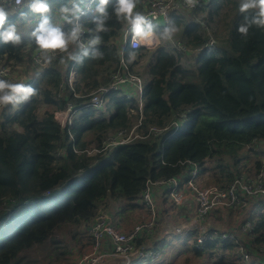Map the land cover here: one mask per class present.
<instances>
[{
    "label": "trees",
    "instance_id": "1",
    "mask_svg": "<svg viewBox=\"0 0 264 264\" xmlns=\"http://www.w3.org/2000/svg\"><path fill=\"white\" fill-rule=\"evenodd\" d=\"M88 1L77 0L82 8ZM27 2L23 0L19 8L0 3V7L12 11L8 20L16 21L21 36L18 44L0 43V68L9 66L13 72L9 77L11 82L23 80L25 83L29 79L27 84L36 90L27 101L6 105L2 111L5 113L0 115V264H18L23 252L52 241L63 227H87L100 209H108V200L125 201L134 211L147 182L177 177L184 171L182 162L201 164L214 160L218 171L210 175V179L214 180V185L221 186L229 185L236 174L251 172L250 163L255 171L260 168L258 150L264 145V28L252 25L247 35L237 32L245 15L238 11L240 0L201 2L189 14L173 15L177 42L188 52L195 53L193 65L180 64L182 52L176 54L158 47L149 53L143 79L140 130L164 127L174 113L184 111H189V123L168 139L150 137L119 146L108 158L88 155L85 151L100 148L109 133L135 126L138 121L136 101L114 92L107 97L103 110L78 109L85 105V96L107 85L118 70V44L112 41L121 42L126 23L111 16L106 21L105 32H84L82 39L86 44L93 35L102 38L99 44H87V55L70 61L69 54L77 57L80 48L69 45L38 72L30 32L39 22V14L29 12ZM64 2L66 0H48L47 15L67 29L70 26L60 21L57 11ZM146 3L147 0H136V10L143 9ZM95 5L96 1L92 13L80 17L89 29L94 28ZM107 7L111 12L112 0ZM21 10L27 13L23 18L18 16ZM210 38L215 42L213 48L207 46ZM94 49L102 56L94 58ZM124 52L129 69L138 76L133 66L148 51L125 48ZM28 61L32 64L28 76L18 75L16 69L27 68ZM17 64L21 66L17 68ZM72 64L76 65L74 91L67 88L58 96L62 71L68 72ZM67 103L78 112L71 126L63 128L54 114L65 110ZM41 106L52 109L40 114ZM15 107L18 110L11 112ZM88 137L90 140L86 142ZM246 148L254 157L242 156ZM192 236L193 243L177 253L179 257L183 252L184 256H193L183 264L195 260L202 264L204 258L211 261L210 264H235L232 263L236 261L233 244L212 239L198 248L195 246L197 233ZM252 237L254 250L250 246L248 252L256 258L258 248L264 247V216H259ZM252 237L244 240L241 236L240 240L248 246ZM147 240L149 238L143 234L134 246L143 249L142 243ZM86 241L88 247L89 238ZM158 244L152 247L160 248ZM221 251L226 257L218 256ZM155 262L159 261L148 264ZM254 262L257 261L251 264Z\"/></svg>",
    "mask_w": 264,
    "mask_h": 264
},
{
    "label": "built area",
    "instance_id": "2",
    "mask_svg": "<svg viewBox=\"0 0 264 264\" xmlns=\"http://www.w3.org/2000/svg\"><path fill=\"white\" fill-rule=\"evenodd\" d=\"M3 4L9 5L10 8H19L23 0H0ZM96 0H89L84 15L91 13V4ZM177 1V2H176ZM210 0H147L146 7L142 12L154 24L161 22L167 23L173 15L178 16L180 13L189 14L193 12L198 5ZM81 15L80 17L84 16ZM79 17V20H80ZM128 25L125 24L121 36L123 44L120 49V64L118 70L110 77V82L105 86H99L95 91L89 93L83 99L85 106L95 110H103L106 106L108 96L118 92L123 94L125 88H131L137 100V113L142 112L143 108V83L142 79L134 75L128 67L124 59L122 49L125 47L130 51H135L140 47L147 49L157 48L159 43L150 46L139 44L131 38L130 33L126 32ZM84 33L81 34V42H83ZM214 41L209 40L207 46L214 47ZM139 45V46H137ZM183 52H188L186 48L181 47ZM33 61L37 60V52L34 50ZM84 54L83 49H79L77 57ZM59 52L54 56L57 57ZM71 61V60H70ZM42 63V62H41ZM40 63V64H41ZM13 76V72L9 67L0 68V79H6ZM62 82L59 88L58 96H62L67 88L74 91V74L72 71H62ZM19 82H21L19 80ZM75 96H77L75 94ZM87 98V99H86ZM6 105H3V108ZM1 107V106H0ZM2 108V109H3ZM74 106L67 103L64 112L58 113L57 118L62 127H69L74 118ZM189 111L174 113L169 122L164 127H149L145 132L140 130V121L131 127L130 130H119L112 133L113 136L107 138L102 146L98 149L89 148L85 151L88 155L100 154L109 157L113 151L119 146L132 143L138 139L144 140L150 137L158 140L170 138L185 128L189 123ZM261 166L257 171L242 172L236 174L231 183L227 186L221 185H203V175L206 169V161L199 164L192 161L182 162L184 171L177 177L170 178L167 181H148L146 188L140 197V203L151 210V218L144 223L134 226L129 232L118 230L109 213L98 212L94 219L87 227L86 234L90 237V245L86 251L80 253L74 264H105L106 262L118 258L122 264H148L152 261H159L162 249H141L134 246L136 240L143 234L147 237L152 235L155 225L154 201L151 187L157 186L163 190V195L173 204L174 208L192 205L193 222L185 226H177L174 233L182 235L184 233L195 232V246L201 247L208 240L216 239L224 241L229 239V243L235 246L234 258L238 263L251 264L252 256L246 248V244L240 240L241 236L252 237L259 218L256 212L258 208L264 206V154L260 157ZM164 197V199H165ZM217 209L231 210L243 214L242 220L235 231H210L207 226V217L212 211ZM259 254L256 257H264V247L259 248ZM135 256L134 260L129 258Z\"/></svg>",
    "mask_w": 264,
    "mask_h": 264
},
{
    "label": "clouds",
    "instance_id": "3",
    "mask_svg": "<svg viewBox=\"0 0 264 264\" xmlns=\"http://www.w3.org/2000/svg\"><path fill=\"white\" fill-rule=\"evenodd\" d=\"M191 2L194 3L195 0H191ZM108 4L109 0H96L95 15L92 17L94 28L89 29L79 20L87 8H82L77 0H66L60 4L57 10L60 21L70 26L64 29L61 23L53 22L47 15L50 11L48 0H28L26 5L28 11L39 14V22L30 32L32 43L35 45L38 54L36 62L49 63L58 52H65L69 45L83 49L84 55H87L85 44L81 42V34L86 31L92 33L105 32L107 30L106 21L111 16H114L117 21L123 20L128 25L126 32L130 33L131 38L146 46L158 43L160 39L170 41L177 31L175 21L171 19L162 27L154 24L141 11L136 10V0H112L111 12L107 7ZM250 9L254 11L250 15L246 14ZM238 11L245 14L243 16L244 22L239 24L236 29L238 33L247 35L252 25L264 28V0H240ZM9 14L6 8L0 7V43L18 44L21 42V36L17 31L16 21L8 20ZM26 15L27 13L23 10L18 13L20 18ZM101 39L100 35H93L87 40V44H99ZM92 55L95 58L102 56V53L94 49ZM68 58L70 60L77 59L74 53H70ZM61 62H63V58H61ZM35 91L31 84L13 83L6 79H0V106L15 105L21 101H27Z\"/></svg>",
    "mask_w": 264,
    "mask_h": 264
},
{
    "label": "rangeland",
    "instance_id": "4",
    "mask_svg": "<svg viewBox=\"0 0 264 264\" xmlns=\"http://www.w3.org/2000/svg\"><path fill=\"white\" fill-rule=\"evenodd\" d=\"M197 18V17H196ZM209 31V30H208ZM162 44H159L158 47H163L166 50H168L169 52L172 51L175 53L178 52L176 50V47H178L177 45V41H179L178 38V31H176L174 37L172 40H163L160 39ZM148 51V50H147ZM153 51V50H149L146 53H143L142 56L137 60V63L133 66V70L135 73L138 74V76L143 80H145L144 77V72H146V64L149 61V53ZM184 55H181L180 60V64L182 66H190L193 65V56L195 55V53L193 52H182ZM178 54V53H176ZM130 65L133 63V58H131L130 60ZM21 66V64H19ZM15 69V68H14ZM32 69V64L29 63L27 64V68L21 67L20 69H16V71L18 72V75L20 74L21 76H28L29 71ZM9 80V79H6ZM10 81V80H9ZM11 82V81H10ZM23 82V80H22ZM144 82V81H143ZM26 83V81H25ZM3 106L0 107V115H2V113L4 114L3 111ZM46 109H52L49 106H41L39 113L41 114L42 111L46 110ZM63 111H58L55 112L54 116L57 117L58 113L64 112ZM184 128L181 130L183 131ZM113 134L109 133L107 135V138L112 137ZM90 140V138H86L85 141L88 142ZM262 149L264 150V145L260 147V149L258 150V154L262 152ZM263 153H261L262 155ZM244 155H249L251 158L254 157L246 148L245 150H243L242 152V156ZM261 155H259L261 157ZM259 157V159H260ZM215 161L214 160H207L206 161V170L204 171L205 173H202V175L204 174V185H213L214 180L210 179V175H212L214 172L218 171L216 168V164H214ZM250 167H253V164L250 163ZM255 169L251 170L254 171ZM163 193V190H162ZM165 197V196H164ZM164 208V204H162L160 206V210ZM106 210L104 209H100V212H105ZM149 211V210H148ZM220 211H224V210H220ZM258 213V215L262 212V214L264 213V208L260 207L257 209L256 211ZM150 213V211H149ZM131 214V213H130ZM129 214V215H130ZM139 211L134 213L133 215L130 216H125V219H123V225L126 226L127 228L131 227V226H136L135 223H138L139 220L142 218V215L139 216ZM261 214V216H262ZM147 215V214H146ZM149 216V215H148ZM145 217V213L143 215V218ZM151 218V216H150ZM147 220V219H146ZM145 220V221H146ZM242 220V219H241ZM144 221V223H146ZM143 222V221H142ZM237 222V220L235 218H230L227 217V219H225L223 222L221 223H208L206 227L208 228H216V229H221L222 227H229V226H235V223ZM241 222V221H240ZM144 223H140V224H144ZM162 224H164V228L170 230V225L168 224L166 218L164 217L163 213H159V226H161ZM240 224V223H239ZM139 225V224H137ZM222 226V227H221ZM170 232V231H169ZM186 234V233H184ZM89 238V236L86 234L85 228L84 226L80 225V226H71V227H63L53 238L52 241H46L43 243V245H35L32 249L25 251L22 253V255L19 257L22 258L21 261H19L18 264H74L76 261L77 256L80 253L85 252L87 249V239ZM179 240L181 242L185 241L184 237L179 238ZM89 245H90V239H89ZM53 249H55V251H53ZM82 250V251H81ZM182 257H179L178 260L174 263V264H183L184 261L186 259H192L193 256L188 254L187 256H184V252L180 255ZM253 258V257H252ZM118 259V258H115ZM130 260H134L135 256H132L129 258ZM120 260V259H119ZM161 260V259H160ZM159 260V261H160ZM206 258L203 260L202 264H209L208 262L205 261ZM233 260V259H232ZM121 261V260H120ZM118 261L115 262H106L105 264H117ZM15 263V262H14ZM234 263L236 264H246V263H238L236 261H234ZM122 264V263H121ZM147 264V263H146ZM191 264H201V262L199 260H195L192 261Z\"/></svg>",
    "mask_w": 264,
    "mask_h": 264
},
{
    "label": "crops",
    "instance_id": "5",
    "mask_svg": "<svg viewBox=\"0 0 264 264\" xmlns=\"http://www.w3.org/2000/svg\"><path fill=\"white\" fill-rule=\"evenodd\" d=\"M8 11H9V13L12 12L11 10H8ZM173 19L174 18L172 16L171 20H173ZM158 25H161V23H159ZM162 26L163 25H161V27ZM115 42H117V44H118L117 46H118V53H119L120 49H121V42L119 39L117 41H114V40L112 41V43H115ZM158 43L162 44L161 40H159ZM159 44H158V46H159ZM158 46H157V48H158ZM157 48H155V49H157ZM170 52H172V51H170ZM16 66H17V68H19L18 66H20V65L17 64ZM6 79H9V78H6ZM16 82H19V80L15 81L14 83H16ZM124 94L133 98L137 103V100L135 99L136 95L131 88H128V87L125 88L123 95ZM17 110L18 109L15 107V108L11 109V112L17 111ZM250 169L253 170L254 166ZM251 172H253V171H251ZM203 178H204V174H203ZM151 191L153 194V201H154L155 225L153 228L152 235L147 237V238H149V240H147L145 243H142L141 247L143 249H147V248L154 249L152 247V245H154L155 243H159L158 247H160L162 249V255L160 257L161 260L159 262H155L152 264H174L179 258V255L177 253L179 251H181L182 249H185L184 248L185 245L190 246L193 243V236L192 235H194L195 232H189L187 234H182V235H178V234L174 233V229L177 226H185V225L191 224L193 222V217H192L193 207H192V205H187V206L178 207V208H174V207L170 208V207H168V205L165 204L164 195H163L162 189L160 187L153 186V187H151ZM162 204H164V208H162L160 210V206ZM126 205L127 204L125 203V201H111V200H108V203L106 204V207L108 208L106 210L108 211L109 216L112 217L116 228H118L120 231L129 232L135 226L134 225V226L127 228L126 226L123 225V223H124L123 219H125V216H129V219H130V216L133 215L134 213L138 212V211L140 213L139 216L142 215V218L138 219L139 222L135 223L136 225L140 224V223H144V221L146 219H147L146 221L149 220L150 213L148 211V208L143 206L140 203V198L137 201L138 207L134 211L131 210ZM263 208H264V206H263ZM220 210H224V209H217L216 211H212L209 214V216L206 219L207 224L210 222L218 224V223L223 222L225 219H227V217H230V218L232 217V218H235L237 220V222L235 223V226H229V227H222L221 226L222 227L221 229H216V228L212 227L211 229L220 230V231H224V232L235 231V229L238 227V225H239V223L243 217V214L240 212H233L231 210L229 212H226L225 210L224 211H220ZM144 213H145V217L143 218ZM159 213L164 214V217L166 218L168 224L171 227L170 230L165 229L164 224L159 226ZM261 214H262V212L260 213L259 216H261ZM262 216H264V213L262 214ZM181 237L185 238L184 242H181L179 240V238H181ZM242 238L244 240L248 239V237H246V236H242ZM218 256L219 257H222V256L226 257L224 251H221ZM256 258H258V257H256ZM256 258H253V260L257 261V262H254L253 264H255V263L263 264L264 257H261L260 260H258ZM115 261H118L117 264H121V261L119 259H112L109 262L111 263V262H115ZM205 261L208 262L209 264L211 262L207 258ZM226 261L229 262L228 260H224L225 263H227ZM230 262H232L231 259H230ZM232 263H234V262H232ZM133 264H135V263H133Z\"/></svg>",
    "mask_w": 264,
    "mask_h": 264
},
{
    "label": "bare ground",
    "instance_id": "6",
    "mask_svg": "<svg viewBox=\"0 0 264 264\" xmlns=\"http://www.w3.org/2000/svg\"><path fill=\"white\" fill-rule=\"evenodd\" d=\"M89 2V1H88ZM177 2V1H176ZM0 3L3 5V6H9V5H6V4H3L1 1H0ZM95 3V1L93 2V4ZM93 4H91V13H92V8H93ZM87 5H88V3H87ZM86 5V6H87ZM85 6V7H86ZM145 7H146V5L144 6V8L143 9H141V10H139V11H141V12H143L144 11V9H145ZM209 40H213L212 38H210ZM208 40V41H209ZM214 41V40H213ZM122 44H123V38L121 37V46H122ZM177 45H178V47H176V50L178 51V52H183L182 51V49H181V44H180V42H178L177 43ZM139 49H145V50H152V49H147V48H145V47H140ZM139 49H137V50H139ZM125 47L122 49V52H123V55L125 54ZM79 57H81V56H78V57H76L77 59L79 58ZM125 59V58H124ZM35 63V62H34ZM36 65H37V67H35L36 69H37V71L38 72H41V71H43L47 66H48V63L47 64H44V63H35ZM3 67V66H2ZM4 67H9V66H7V65H5ZM75 67H76V65L75 64H72L71 65V67H70V69H69V71H72L73 72V74H74V84H73V87H74V85H75V82H76V71H75ZM119 67V66H118ZM10 68V67H9ZM68 71V72H69ZM132 72V71H131ZM133 73V72H132ZM134 74V73H133ZM135 75V74H134ZM139 77V76H138ZM35 79H36V77H34L33 79H32V82H34L35 81ZM63 79V78H62ZM62 79H61V82H62ZM29 79H27L26 80V84H27V81H28ZM23 83V82H22ZM142 83H143V80H142ZM143 86H144V83H143ZM93 92V91H92ZM91 93V92H90ZM76 97H80V95H77ZM80 98H83V97H80ZM85 105H83L82 107H80L78 110H80L81 108L82 109H84V108H86V107H84ZM88 108V107H87ZM66 109V108H65ZM75 111H74V113H73V115H76L77 114V112H78V110L77 109H74ZM142 119H143V116H142V112L141 113H139L138 112V122L140 121V123H142ZM55 120L58 122V124L61 126V124H60V122H59V120H58V118L57 117H55ZM142 126V125H141ZM140 126V127H141ZM62 127V126H61ZM134 127V126H133ZM150 127H152V126H150ZM156 127V126H155ZM64 128V127H63ZM66 128V127H65ZM149 129V127L146 129V130H141L142 132H145V131H147ZM130 130V129H129ZM179 132H181V130L179 131ZM178 132V133H179ZM176 135V134H175ZM174 136V135H173ZM172 137V136H171ZM138 140H141V139H138ZM138 140H136V141H138ZM130 144V143H129ZM125 145H127V144H125ZM123 146V145H122ZM73 151L74 152H78L75 148H73ZM203 185H204V180H203ZM214 185V184H213ZM206 186V185H205ZM165 204L166 205H168V207H170V208H172L173 207V204L172 203H170L169 202V200L165 197ZM148 210L150 211V216H152V214H151V210L148 208ZM92 222V221H91ZM90 222V223H91ZM140 225V224H139ZM137 226V225H136ZM118 229V228H117ZM119 230V229H118ZM187 234V233H186ZM89 239H90V237H89ZM253 237L252 238H250V241H249V245L248 246H246V248L248 249H250V246H252L251 247V250H254L253 249ZM224 241H226V243H229V239H226V240H224ZM258 250H259V248H258ZM162 255V254H161Z\"/></svg>",
    "mask_w": 264,
    "mask_h": 264
},
{
    "label": "water",
    "instance_id": "7",
    "mask_svg": "<svg viewBox=\"0 0 264 264\" xmlns=\"http://www.w3.org/2000/svg\"><path fill=\"white\" fill-rule=\"evenodd\" d=\"M164 23L161 22V25H163Z\"/></svg>",
    "mask_w": 264,
    "mask_h": 264
}]
</instances>
